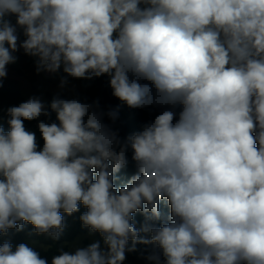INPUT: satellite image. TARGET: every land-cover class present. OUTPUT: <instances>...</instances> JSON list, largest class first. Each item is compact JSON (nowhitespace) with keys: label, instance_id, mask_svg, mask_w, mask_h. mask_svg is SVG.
Masks as SVG:
<instances>
[{"label":"clouds","instance_id":"9594fccd","mask_svg":"<svg viewBox=\"0 0 264 264\" xmlns=\"http://www.w3.org/2000/svg\"><path fill=\"white\" fill-rule=\"evenodd\" d=\"M21 50L37 74L63 67L61 90L107 76L122 104L162 111L122 137L119 106L99 99L3 110L0 236L30 224L60 240L83 206L102 244L51 264H124L137 245L146 264H264V0H0V86ZM129 150L136 172L117 186ZM0 264L48 261L8 239Z\"/></svg>","mask_w":264,"mask_h":264},{"label":"trees","instance_id":"16d2710c","mask_svg":"<svg viewBox=\"0 0 264 264\" xmlns=\"http://www.w3.org/2000/svg\"><path fill=\"white\" fill-rule=\"evenodd\" d=\"M18 34L20 40H23L25 37L23 36V31L18 29ZM17 61V60H16ZM15 61V62H16ZM12 68L17 72H21L17 69L16 65H11ZM63 97H69L66 95H62ZM81 99L87 98L89 102L95 99H99L100 104L103 107L119 106V120L117 121V127L120 130V135L122 137L132 134L134 132L140 131L142 129L143 124L148 121H151L155 118L156 115L162 111L160 108H144V109H128L127 105L122 104L117 98L112 95V90L108 83L107 76H101L99 78H94L90 81V89L87 92L85 97L79 96ZM47 98L49 103L51 102L53 96L48 94ZM26 101L23 95L21 82L17 79L6 77L2 81V86H0V117L4 116L3 110H6L9 106H15L19 103ZM177 113L181 110L180 107L175 109ZM44 119V118H43ZM52 119L55 120V114L53 113ZM0 123L3 124L5 130H7L8 125L6 123V117L4 119H0ZM26 128L30 131L36 133L38 144L42 147L43 141L40 138V133L37 129V121L25 122ZM131 150L128 152L129 164L126 168L122 169L119 176V180L116 182L117 186H122L127 183L128 179L136 172L135 163L131 160ZM161 211L165 215L170 212V208L167 204V201H161ZM86 211V209L81 206L80 212H77L71 216L65 215V223L66 228L64 234L61 236L60 240H52L48 236H38L33 233L32 225L25 224L24 230L20 232H16L15 230H10L7 236H0V244H2L5 240L10 239L13 246L19 243H25L26 240H35L40 242L43 245L48 246V250L40 253V255L48 261V264H51V259L53 256L59 254V250L61 249L60 244L63 242H72L78 235L87 234L89 230L82 226L81 221L79 220V216L82 212ZM144 221V217L139 212L135 214V222L137 226ZM98 236L99 233H96ZM87 246V243L84 244ZM138 251L126 254V260L124 264H136V259L140 257V251H151V245H137Z\"/></svg>","mask_w":264,"mask_h":264},{"label":"rangeland","instance_id":"374dc122","mask_svg":"<svg viewBox=\"0 0 264 264\" xmlns=\"http://www.w3.org/2000/svg\"><path fill=\"white\" fill-rule=\"evenodd\" d=\"M17 57V61L8 65V75L7 77L17 79L21 82L22 91L25 100L29 97L35 95L40 97L43 101L48 102L47 95L50 94L52 96L60 93L61 95L73 96L78 95L85 97L87 92L90 89V81L81 80V79H73L69 77V84L67 88L61 90L59 88V83L61 77L66 74L63 72V67L56 73H48L41 72L39 74L36 73L35 70V58L27 56L23 53V51H19L14 53ZM11 65H16L17 69L21 72L17 73ZM128 109L129 108L127 106ZM136 110V109H134ZM40 119H43L41 117ZM117 127V125H116ZM100 240L102 244V238L98 236L96 233H87L78 235L72 242H63L60 244V247L64 250L72 251L76 247H83L84 244H90L94 241ZM26 244L34 247L39 253L45 252L48 250V246L41 244L35 240H26ZM129 254V253H127ZM136 264H146V261L142 258L138 257L136 259Z\"/></svg>","mask_w":264,"mask_h":264},{"label":"built area","instance_id":"2783aa9c","mask_svg":"<svg viewBox=\"0 0 264 264\" xmlns=\"http://www.w3.org/2000/svg\"><path fill=\"white\" fill-rule=\"evenodd\" d=\"M11 20H12V23L14 24L15 23V17H11ZM22 30V29H21ZM23 31V30H22Z\"/></svg>","mask_w":264,"mask_h":264}]
</instances>
